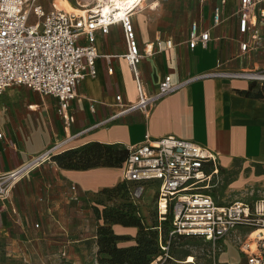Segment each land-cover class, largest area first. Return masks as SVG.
<instances>
[{
    "label": "crops",
    "instance_id": "1",
    "mask_svg": "<svg viewBox=\"0 0 264 264\" xmlns=\"http://www.w3.org/2000/svg\"><path fill=\"white\" fill-rule=\"evenodd\" d=\"M169 1H161L154 8L147 2L134 15L133 22L141 46L156 43L158 39L163 45L168 39L175 43L171 49L155 48V53L140 64L146 89L158 91L166 75H170L179 87L158 101L148 115L135 110L102 124L120 111L117 95L121 94L125 103L136 102L139 95L127 61L117 56L126 51L121 23L112 25L107 34L97 31L95 43L101 54L96 61L97 76L87 77L78 85L77 96L68 106L71 121H65L59 100L52 95L42 96L24 88L9 87L0 96V131L3 133L0 137V172L20 166L54 142L70 136L72 138L63 147L64 152L92 142L127 147L143 142L147 133L154 138L174 134L216 151L220 169L239 161L244 169L232 186L246 187L253 183L264 186L262 85L244 77L208 75L218 70L264 68V14L261 12L264 0L255 9L261 47L247 54L250 58L247 66H243L244 58L233 62L238 59L240 41L250 39L249 34L239 32L238 17L231 12L236 0H227L225 20L219 26L213 24V9L220 0H211L210 14L205 11L209 0L205 3L198 0L199 17H193L191 13L190 25L198 21L202 28L210 29L211 40L207 48L194 50L189 48L187 36L175 41L164 26H157L156 15L146 10L149 7L161 12ZM219 59L225 61L220 68L217 65ZM119 176L122 177V173L114 166L70 169L61 167L57 160L46 162L15 184L9 201L0 199V231L12 226L14 219H40L43 222L71 219L72 196L76 198L86 191L115 186ZM73 184L77 186L75 192ZM113 229L117 235L129 237V244L135 242L136 227L115 224ZM225 243L218 258L220 264H247L234 244L228 240Z\"/></svg>",
    "mask_w": 264,
    "mask_h": 264
},
{
    "label": "built area",
    "instance_id": "2",
    "mask_svg": "<svg viewBox=\"0 0 264 264\" xmlns=\"http://www.w3.org/2000/svg\"><path fill=\"white\" fill-rule=\"evenodd\" d=\"M161 1L166 0L152 3L158 2L155 6L158 7ZM206 1L200 0L201 3ZM262 1L237 0L233 15L238 17L239 32L250 35L249 40L240 41L238 58L243 59L261 47L255 9ZM140 2L133 0L123 4V14L114 9L105 15L93 9L83 8L78 12L55 5L47 8L43 0H0V96L13 86H26L42 96L52 95L59 100L65 121H71L68 106L77 96L78 85L87 77L97 76L96 61L101 57L95 43L97 31L107 34L112 25L121 23L126 51L117 56L127 61L139 96L136 102L125 103L122 95H117L120 111L102 124L135 110L148 115L158 101L179 85L166 75L158 91L146 89L140 64L156 49H171L175 43L168 39L163 45L158 39L156 43L139 44L133 17L142 8ZM102 3L103 0H98L97 6ZM226 3L227 0H220L214 7V26L224 22ZM261 12L264 14V10ZM210 40V29L193 21L186 39L189 48H207ZM106 58L109 57L106 55ZM224 63L219 59L217 65L220 68ZM208 75L264 80V68L218 70ZM71 138L56 141L20 166L0 172V199L9 201L15 184L35 168L46 162L55 163L56 156L64 152L63 147ZM126 149L128 155L121 173L122 179L130 184L131 198L136 201L144 196L149 185H158L155 197L158 219L159 222L169 219L172 235L203 237L213 245L214 264H217V252L225 249L227 240L238 248L247 264H264V197L220 203L213 193L220 178L216 151L174 134L154 138L150 133L143 142ZM72 190L77 191L76 184L72 185ZM71 198L73 200L74 196ZM159 242L165 248L161 235Z\"/></svg>",
    "mask_w": 264,
    "mask_h": 264
},
{
    "label": "rangeland",
    "instance_id": "3",
    "mask_svg": "<svg viewBox=\"0 0 264 264\" xmlns=\"http://www.w3.org/2000/svg\"><path fill=\"white\" fill-rule=\"evenodd\" d=\"M43 1L47 8L53 5L61 7L60 3L63 2L70 9L84 4L88 5L84 9L90 10L98 4V0ZM146 1L149 4L152 3V0ZM236 3L237 0L231 8L232 13L235 11ZM153 4H151L152 8L156 6ZM211 8L212 4L209 0L205 5V11L207 10L210 14ZM146 10L156 15L157 26H164L168 34L170 31L175 41L187 36L190 14L192 13L193 17H199L198 0L192 2L191 0H170L161 12L150 10L149 7ZM237 61H240V58H236L233 62ZM248 62L250 58H244L243 66H247ZM254 81L262 85L264 89V80ZM10 88H24L36 92L26 86ZM115 167L121 172L122 164ZM243 169L239 161H235L231 167H221L219 182L213 189L214 195L220 202L253 201L264 197L262 184L253 183L246 187L232 186L233 181L240 178ZM116 186L120 189L112 191L111 189ZM129 188L130 184L119 176L115 186L84 192L72 200L71 219H50L44 222L40 219L12 220V226L0 231V264H111L100 262L101 258L108 255L99 252L98 239L101 236L99 231L101 226H110L112 230L115 224L110 223L107 216L118 211L128 214V211H131L137 219H140L143 227L134 226L138 230L137 238L144 232L147 237L158 239L161 232L162 245L165 248H162L158 242L159 255H155L150 264H214L213 245L210 242L200 236L172 235L168 222H159L155 202L158 185H149L144 196L136 201L129 196ZM117 244L127 247L129 240L125 237L117 241ZM219 254L217 252V261Z\"/></svg>",
    "mask_w": 264,
    "mask_h": 264
},
{
    "label": "trees",
    "instance_id": "4",
    "mask_svg": "<svg viewBox=\"0 0 264 264\" xmlns=\"http://www.w3.org/2000/svg\"><path fill=\"white\" fill-rule=\"evenodd\" d=\"M262 95V93H260ZM128 150L120 145H111L100 142H92L77 149H70L56 156V160L61 167L70 169H87L97 166H120L127 158ZM122 168V167H121ZM116 186L111 190H119ZM106 190V189H105ZM130 196V193H129ZM131 197V196H130ZM114 213L107 216V220L112 224L124 226H138L142 228L140 219H137L131 211ZM168 222L169 219H166ZM171 228V227H170ZM110 229V226H101L98 239L100 247L99 252H104L108 257L100 259L101 263L108 262L111 264H150L155 255H159L158 239L156 237H147L146 234L140 233L135 242L127 247L117 244V241L124 239L126 236H119ZM183 236V235H181ZM129 239V237H126ZM160 244V242H159Z\"/></svg>",
    "mask_w": 264,
    "mask_h": 264
},
{
    "label": "bare ground",
    "instance_id": "5",
    "mask_svg": "<svg viewBox=\"0 0 264 264\" xmlns=\"http://www.w3.org/2000/svg\"><path fill=\"white\" fill-rule=\"evenodd\" d=\"M132 1L133 0H103V3L101 5H98L97 7H94L93 10H95V11H101L103 14L106 15L111 10L116 9L117 11H120V14H123V11H124L123 4H125L127 2L130 3ZM140 1H141L140 2L141 7L143 9L145 7L147 1L146 0H140ZM60 5H61V7L60 6H57V7H59V8H65V9H68V10H76L78 12H82V10H83L82 8L88 7V5L81 4L79 7L78 6H75L74 8L70 9L69 7L67 8V6L65 5V3L63 4V2L60 3ZM80 7H82V8H80ZM99 7H101V9H98Z\"/></svg>",
    "mask_w": 264,
    "mask_h": 264
}]
</instances>
